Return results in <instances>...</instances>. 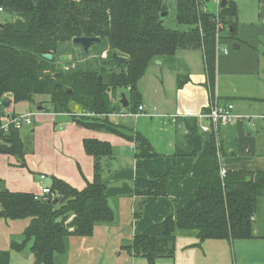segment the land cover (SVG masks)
<instances>
[{
	"label": "trees",
	"instance_id": "16d2710c",
	"mask_svg": "<svg viewBox=\"0 0 264 264\" xmlns=\"http://www.w3.org/2000/svg\"><path fill=\"white\" fill-rule=\"evenodd\" d=\"M205 1L177 0L176 20L188 27L183 30L164 24L161 13L167 11L165 0H0L4 13L13 17L0 22V125L6 113L4 98L11 96L19 103L46 95L49 104L41 103L45 111L72 114L73 121L81 126L135 142L136 157H156L158 153L149 140L132 125L114 122L110 117L74 114L119 110L120 102L113 105L118 89L128 90V109L135 111L142 101L138 83L150 61L172 56L178 49L203 50L207 83L211 97L215 98V18L219 16L224 24L221 39H237L239 10L234 0H228L218 13H213L203 8ZM80 36L100 37L101 41L91 47L104 45V56L87 57L85 64L62 69L57 64L58 55L63 53L59 47L69 43L68 50L82 48L73 42ZM115 51L128 58L119 70L110 69L116 64ZM45 54L53 57L47 58ZM99 75L103 77L101 83ZM185 79H179L180 86ZM73 105L79 111H74ZM183 120L187 134L177 140L175 155L195 159V196L123 246L132 257L146 258L150 264L175 256L178 233L194 234L199 240L197 245L208 239L234 241L260 236L255 233V215L259 199L264 197V170H226L222 176L221 149L215 134L202 132L196 116ZM0 139V154L14 155L20 166H27L26 154L32 148L25 147L21 128L11 125L7 132L0 130ZM84 148L94 158V180L80 190L52 177L50 188L59 195L56 205L52 204L54 199L42 201L32 192L0 190V218L30 219L22 241H13L11 249H0V264H19L12 262L11 250L21 251L28 244L34 264H55L57 255L67 251L69 237H90L97 223L115 219L102 164L104 157L113 154V146L87 138ZM170 173H151L147 179L134 181L135 217L142 214L148 197L167 195Z\"/></svg>",
	"mask_w": 264,
	"mask_h": 264
},
{
	"label": "crops",
	"instance_id": "0c3cea01",
	"mask_svg": "<svg viewBox=\"0 0 264 264\" xmlns=\"http://www.w3.org/2000/svg\"><path fill=\"white\" fill-rule=\"evenodd\" d=\"M213 1L216 4L213 12L218 13L222 7L221 0ZM234 1L239 10L237 39L224 38L219 41L220 47L228 49V52L221 49L217 52L215 95L222 102L232 101L238 117L232 123L220 125L217 140L221 149V165L226 170H264V0ZM203 8L210 11L207 6ZM181 77L186 79L180 86ZM207 81L202 49H178L172 56L152 59L138 83L142 95L141 103L147 106L148 113L137 117L110 119L132 125L149 140L158 153L156 157H136L135 142L111 132L81 126L73 121L70 114L53 112L46 119L51 122L48 135H44L43 141L37 143V148L40 143L46 146L50 154L48 161L51 162L39 164L37 167L43 172L33 178L19 165L16 156L0 154V169L2 161L7 167L6 172L0 170V190L38 193L43 185L40 180L42 174L46 175L45 183L48 180L50 184L51 178L57 177L77 189H84L94 180L95 174L94 158L85 151L84 139L107 141L113 146V154L102 160L103 176L107 184L109 204L115 213V219L109 223L111 225L105 227L106 232L112 233L109 247L112 253L128 256L125 264H150L146 258L132 257L123 246L129 244L134 236L193 200L195 159L190 156H176V143L187 134L183 119L197 117L209 106L211 95ZM121 91L128 97V90ZM121 93L113 98V105L120 102ZM8 98L10 105L5 107L6 112L35 113L31 109L27 110L28 108L17 112L13 106L16 103L11 96ZM46 114L50 112L43 110L35 113L33 124L36 115ZM33 124V134L42 127L46 129L44 126L48 125L39 123L34 128ZM35 152L33 146L26 154L30 168L38 163L36 158L31 161L30 155ZM168 171L171 173L167 195L148 197L142 214L135 217L137 196L134 193V181L137 178L147 179L151 173ZM29 223L30 219L0 218V228L6 230L2 238L7 243L0 246V249H11V243L16 241L13 236L19 237L17 241L21 242L20 235ZM255 233L260 236L234 241L208 239L200 245H197V237L180 235L176 239L175 256L159 258L153 264H264V234L259 231ZM92 236L76 238L83 242L81 240ZM178 244L181 249H178ZM26 248L31 251L30 244ZM106 248L96 244L91 247L92 250H98L101 257ZM88 250H85V254H88Z\"/></svg>",
	"mask_w": 264,
	"mask_h": 264
},
{
	"label": "rangeland",
	"instance_id": "374dc122",
	"mask_svg": "<svg viewBox=\"0 0 264 264\" xmlns=\"http://www.w3.org/2000/svg\"><path fill=\"white\" fill-rule=\"evenodd\" d=\"M167 4V15L164 16V24L168 27L175 28V29H187V26H184L182 24H179L176 20V12H177V0H165ZM203 7H208L211 12L213 10L215 11V2L213 0L205 1L202 5ZM214 13V12H213ZM11 14L2 13L0 14V22L5 21H11L12 20ZM69 48H66L63 50V53L58 55L57 57V64L64 70L71 69L75 66H78L79 64H85L89 59L96 58L100 55L105 54V46L104 45H96L89 48V51L87 54L84 53V50L80 47L78 48H72L71 50H68ZM62 52V51H61ZM88 57V58H87ZM184 78V77H182ZM117 95L120 94L122 91L121 89L116 91ZM116 95V96H117ZM115 96V97H116ZM115 97H113L115 99ZM49 97L46 95H37L33 101H25L14 104V109L17 112H23L28 108L27 110L31 109L35 113H41L44 109H38L40 106H47L49 104ZM41 103L43 105H41ZM77 107V106H76ZM73 105L74 111H79ZM78 108V107H77ZM8 112V111H7ZM50 114H46V116H37L34 119L33 127L37 128L39 123L41 125L48 124L44 127L46 129H42L38 132H34V134L31 132V124H25L22 130V137L24 139L25 147L31 149L34 146V154L30 155L31 161L36 158V161L38 163H35L34 168L28 167L27 159L26 163L27 166L22 168H25L26 173L31 174V176L37 177L43 170L39 169L37 166L39 164H46L51 161H48V156L50 155L46 146L42 145V143L39 144V147L37 148V143L43 141V136L48 135L49 128H51V122L49 123L48 120L51 117V114L53 113L52 110L49 111ZM77 113V112H76ZM112 119H116L115 117H111ZM121 119V118H119ZM118 119V120H119ZM221 128V127H220ZM37 149V150H36ZM47 150V151H46ZM38 151V152H37ZM35 162V161H34ZM51 164V163H50ZM8 165V164H7ZM4 167V168H3ZM45 167V166H44ZM1 168V167H0ZM7 167L5 166L4 161H2V170L3 172H6ZM19 172V171H18ZM46 182V181H45ZM47 183L49 181L47 180ZM255 232L259 231L261 234H264V197H261L259 199L258 204V210L255 215ZM107 225H111L107 222H100L97 223L95 227V233L93 234L92 238L81 240L83 242H80V239L76 238L75 236L69 237L67 241V251L63 254L57 255L55 259V264H59L62 261V264H125L128 257L126 254L124 255H117L116 253H112L111 248L109 247L111 244V240H109V237L112 236V233L105 230V227ZM10 230V228H8ZM5 229L0 228V246H5L7 243H5L4 239L2 238L5 233ZM186 235V233H178V236ZM196 237L194 234H189ZM23 239V234L20 235ZM14 240L17 241V236L12 237ZM96 245H102L106 246L105 254L103 257H101V254L98 252V250H92L91 247ZM178 249H181L179 244L177 245ZM88 250V254H85V250ZM125 251V250H124ZM12 254V262L19 263V264H34L35 258L33 253L26 248L25 250H13ZM65 262V263H63Z\"/></svg>",
	"mask_w": 264,
	"mask_h": 264
},
{
	"label": "built area",
	"instance_id": "2783aa9c",
	"mask_svg": "<svg viewBox=\"0 0 264 264\" xmlns=\"http://www.w3.org/2000/svg\"><path fill=\"white\" fill-rule=\"evenodd\" d=\"M4 13L2 7H0V14ZM217 27H216V35L218 38V50L221 49L228 52V49L221 48L219 45V41L221 40V35L224 31V24L219 20V16L215 18ZM130 89V88H129ZM148 113V108L145 104L141 103L138 105L135 111L129 110L128 107H122L119 110L112 111L106 114H98L91 111L77 112L74 115L76 116H92V117H117V118H127V117H137L141 114ZM69 114V113H68ZM35 113L28 112L24 114L17 113H5V116L2 118L0 130L5 132L9 131L11 125L22 128L25 124H33V117ZM72 115V114H70ZM199 119V127L200 130L204 133L213 132L218 139V133L221 124H229L234 122V120L238 117L235 112V104L232 101L222 102L217 97L210 98L209 106L207 107V111L201 112L198 116ZM1 140V139H0ZM218 141V140H217ZM221 175L224 176L226 173L225 168H221ZM40 180L42 182L41 191L35 194L36 199H41L42 201H51L53 199L58 198V194L51 190L50 185L45 183L46 175H40Z\"/></svg>",
	"mask_w": 264,
	"mask_h": 264
},
{
	"label": "water",
	"instance_id": "95a60500",
	"mask_svg": "<svg viewBox=\"0 0 264 264\" xmlns=\"http://www.w3.org/2000/svg\"><path fill=\"white\" fill-rule=\"evenodd\" d=\"M228 3V0H221V6L224 7L226 6ZM167 15V11H164L161 13V17L164 18V16ZM101 41V38L96 36V37H87V36H80V37H75L73 39V42L75 44H79L82 46V48L84 49V51L88 52L89 51V48L94 44V43H99ZM69 47V43H65L63 45H61L59 47V51H63L64 49L68 48ZM45 57L47 58H52L53 55L52 54H45L44 55ZM113 56L115 58V66H112L110 69L111 70H119L120 69V64L121 63H125L128 61V58L126 56H123V55H120L118 52H114L113 53ZM102 75H99L98 76V82L101 83L102 82ZM120 103L122 104V106L124 107H128L129 106V101L127 99V95L125 92H122L121 93V98H120ZM3 105L5 107H8L10 105V99L8 97L4 98L3 100ZM39 109H43V106H40ZM59 202V199L56 198L53 200L52 204L53 205H56L57 203ZM73 219V217L68 221L70 222L71 220Z\"/></svg>",
	"mask_w": 264,
	"mask_h": 264
}]
</instances>
